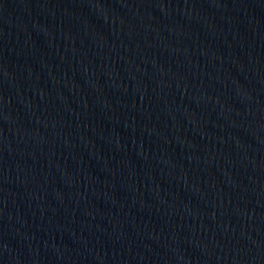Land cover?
I'll return each mask as SVG.
<instances>
[{
    "label": "water",
    "instance_id": "95a60500",
    "mask_svg": "<svg viewBox=\"0 0 264 264\" xmlns=\"http://www.w3.org/2000/svg\"><path fill=\"white\" fill-rule=\"evenodd\" d=\"M0 264H264V0H0Z\"/></svg>",
    "mask_w": 264,
    "mask_h": 264
}]
</instances>
